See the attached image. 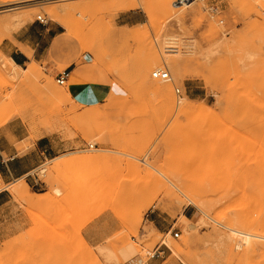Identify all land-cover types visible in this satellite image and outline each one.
I'll list each match as a JSON object with an SVG mask.
<instances>
[{
    "label": "rangeland",
    "instance_id": "1",
    "mask_svg": "<svg viewBox=\"0 0 264 264\" xmlns=\"http://www.w3.org/2000/svg\"><path fill=\"white\" fill-rule=\"evenodd\" d=\"M121 1L0 0V134L6 139L13 128L20 153L44 136L66 150L0 184L32 213L27 196L34 188L26 182L47 187L32 232L45 247L16 237L2 245L0 264H29L30 252L36 264H145L146 251L161 242L157 264H264V0L168 8L127 0L135 4L128 9ZM26 27L31 39L50 27L62 41L13 77L6 57ZM84 57V69L108 85L97 104L70 97L69 79L64 86L54 80ZM156 68L170 79L153 78ZM146 162L157 167L151 175ZM193 194L212 206L191 204ZM107 210L110 241L87 247L81 229ZM230 227L254 235L249 247Z\"/></svg>",
    "mask_w": 264,
    "mask_h": 264
},
{
    "label": "crops",
    "instance_id": "2",
    "mask_svg": "<svg viewBox=\"0 0 264 264\" xmlns=\"http://www.w3.org/2000/svg\"><path fill=\"white\" fill-rule=\"evenodd\" d=\"M125 24H128L127 22ZM28 27L20 30L14 37L19 48L10 51L9 57L19 66L26 62L42 61L47 58L49 50H55L62 39L57 37L60 32L53 28H43L34 39L27 34ZM14 47V46H12ZM30 49V50H29ZM88 61L84 57L81 65H72L68 87L70 97L82 104H97L105 98L108 85L103 82L99 73L85 70L84 64ZM73 62H70V65ZM10 137L3 138L0 134V184L7 185L28 174L39 166L43 159L53 160L66 153V150L56 151L49 143V138H39L26 152L20 153L15 146L18 137L13 128L8 129ZM30 186L28 198L31 200L30 208L34 213L26 210V204L16 201L15 196L7 188L0 189V249L4 243H9L19 236L26 235L30 248L45 247L44 240L40 237H32L33 228L38 224L36 211L44 205V194L47 189L45 184L37 180H29ZM155 228H160L154 220L151 221ZM111 212L105 211L96 219L89 221L80 231L83 243L89 248H98L111 239ZM37 235V234H36ZM33 244V245H32ZM61 247V245H55ZM32 252L29 254V264H36ZM146 264H157L150 258Z\"/></svg>",
    "mask_w": 264,
    "mask_h": 264
},
{
    "label": "bare ground",
    "instance_id": "3",
    "mask_svg": "<svg viewBox=\"0 0 264 264\" xmlns=\"http://www.w3.org/2000/svg\"><path fill=\"white\" fill-rule=\"evenodd\" d=\"M138 2H139V4L142 6L143 4H144V2H145V0H137ZM136 1V2H137ZM160 2H161V4L163 5V7L164 8H168V6L170 5V4H172V1L171 0H159ZM17 2V1H16ZM120 2V1H119ZM138 4V5H139ZM192 4V3H191ZM121 5L124 7V9H128V8H130V7H132V6H134L135 4L133 3V2H130V1H121ZM136 6H137V3H136ZM20 7V6H19ZM180 7H183V6H180ZM15 8H17V6L16 7H12V8H8V9H6V10H12V9H15ZM174 11V10H173ZM174 13V12H173ZM53 16H54V19H56V21H58V22H60V24L63 26V27H65V28H67L68 29V24H67V22H64V21H62V20H60L59 18H58V15H57V13H53ZM17 18V17H16ZM80 34V33H79ZM82 37V36H81ZM30 50V49H29ZM34 61H32L31 60V63H33ZM36 62V61H35ZM180 64V61L177 59L176 60V65H179ZM6 70H7V72L11 75V76H13V77H17L18 76V73H17V69L18 68H21L19 65H17L10 57H6ZM261 66V65H260ZM27 67V66H26ZM5 68V67H4ZM33 65H30L28 68H27V72H29V74L33 71ZM36 70V69H35ZM24 71V70H23ZM26 72V73H27ZM177 72H179V69H177ZM33 73H34V71H33ZM28 74V75H29ZM32 74V73H31ZM30 74V75H31ZM152 88L153 89H155V90H157V91H164L165 90V86H163V85H160V84H156L155 82H154V85H152ZM185 102V101H184ZM186 103H187V101H186ZM180 108H183V107H180ZM184 108H185V106H184ZM183 108V109H184ZM188 108V107H187ZM186 110V109H185ZM110 156V155H109ZM77 161V160H79L80 161V158H72L71 159V161ZM70 161V160H69ZM76 163V162H75ZM147 163V165L150 167V170H151V168L152 169H154V170H157V167L155 168L154 167V165L153 164H151V163H148V162H146ZM146 165V166H147ZM148 170V169H147ZM159 170V169H158ZM149 171V170H148ZM150 172V171H149ZM151 173H152V170H151V172L149 173L150 175H151ZM154 174V173H153ZM156 177V176H155ZM158 178V177H157ZM174 178H175V176H174ZM22 178H19V180H21ZM168 181H169V183H170V185H172L173 187H175L176 188V190L178 189V191H179V189H180V186L176 183V182H174L173 180H170V179H168ZM23 182V181H22ZM20 184V183H19ZM22 184V183H21ZM24 184V183H23ZM187 184V183H186ZM16 186V185H15ZM19 187H20V185H19ZM25 187H26V184H25ZM121 187V186H120ZM14 190H15V192L16 191H18L17 190V187H15L14 188ZM187 192H188V190H187ZM187 194V193H186ZM189 194H191L190 192H189ZM185 195V194H184ZM194 195V194H193ZM123 196V195H122ZM196 195H194L193 197H191L190 199H188V197H186L187 199H188V201H190V203L191 204H193V205H195V206H198L199 207V205H201V207H202V205L204 206V207H206L207 205H209L210 207L212 206V203H210V202H208V204L205 206V203H204V199L203 200H200V199H195L196 197H195ZM17 197V196H16ZM124 197V196H123ZM189 197H190V195H189ZM185 198V199H186ZM186 199V200H187ZM199 200L201 201V202H199ZM202 201H203V204H202ZM207 201V200H206ZM130 206V205H129ZM210 207H209V209H210ZM143 209V208H142ZM138 210V209H137ZM205 210H208V209H206L205 208ZM140 211V210H139ZM138 211V212H139ZM201 211V210H200ZM209 211V210H208ZM204 213V212H203ZM139 214H140V212H139ZM142 216V215H141ZM211 217V216H210ZM133 218V217H132ZM136 218V217H135ZM184 219L185 220H188L185 216H184ZM236 221H238V220H236ZM239 223H241L240 221H238ZM227 228V227H226ZM230 229H231V227H230ZM247 229H249L248 227H247ZM249 230H252V229H249ZM250 232V231H249ZM249 232H245V231H241V230H237V229H234V227H233V229H231L230 230V233L231 234H236V237H238V239L241 241V244H243V245H245V246H247V247H249L248 245L252 242V239L254 238V235L253 234H251V233H249ZM252 232V231H251ZM253 242H254V240H253ZM256 242H258L259 243V240H257ZM253 245V244H252ZM252 247H254V246H252ZM256 248V247H255ZM254 249V248H253ZM255 250V249H254ZM253 251V250H252ZM241 254V253H240ZM243 255H244V253H243ZM245 255H246V252H245ZM247 257V256H246Z\"/></svg>",
    "mask_w": 264,
    "mask_h": 264
},
{
    "label": "built area",
    "instance_id": "4",
    "mask_svg": "<svg viewBox=\"0 0 264 264\" xmlns=\"http://www.w3.org/2000/svg\"><path fill=\"white\" fill-rule=\"evenodd\" d=\"M196 1H200V0H173L172 5L174 7L187 6V5L194 3ZM211 9H212V11H215L216 13L219 12L217 7H211ZM36 20L42 25L47 24V20L44 17H42L41 15H37ZM220 23H222V20H220ZM69 76H70V71L68 69H64V70H61L55 74L54 80L58 85L64 86L66 84V82L68 81ZM151 76L153 78L159 79V80L170 79L169 72L167 71V69L156 68L151 72ZM175 92L177 93V95H180V90L178 88L175 89ZM93 146H94V144L88 145L89 148H92ZM37 181H38V179H37ZM40 183L44 184L43 182H40ZM178 235H179L178 232L172 233L173 237H178ZM164 248H165V244L163 242L158 243L154 246V248H152L149 251H146V255L148 256L149 259L154 258V257H162L164 254ZM127 264H142V263L141 262L140 263H132L130 261Z\"/></svg>",
    "mask_w": 264,
    "mask_h": 264
}]
</instances>
